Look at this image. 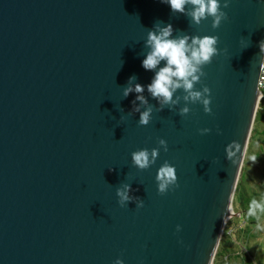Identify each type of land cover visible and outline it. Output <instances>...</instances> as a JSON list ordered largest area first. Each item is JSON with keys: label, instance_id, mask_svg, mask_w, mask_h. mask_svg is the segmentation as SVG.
<instances>
[{"label": "water", "instance_id": "95a60500", "mask_svg": "<svg viewBox=\"0 0 264 264\" xmlns=\"http://www.w3.org/2000/svg\"><path fill=\"white\" fill-rule=\"evenodd\" d=\"M222 10L213 29L160 0H0V264H212L256 117L264 41V5ZM158 22L219 38L195 85L209 87L210 113L188 103L180 116L183 89L163 110L147 92L154 72L141 61ZM132 76L145 86L141 111L152 108L147 126L137 94L123 95ZM161 138L168 151L133 166L131 153ZM165 161L179 187L161 195ZM124 184L142 208L119 205Z\"/></svg>", "mask_w": 264, "mask_h": 264}, {"label": "clouds", "instance_id": "9594fccd", "mask_svg": "<svg viewBox=\"0 0 264 264\" xmlns=\"http://www.w3.org/2000/svg\"><path fill=\"white\" fill-rule=\"evenodd\" d=\"M258 4L264 5V0H256ZM160 3L167 4L172 13H180L191 22L199 25L203 20L211 19L213 29L218 28L222 21L228 19L227 13L223 8L230 5V0H160ZM189 5L191 7H189ZM244 38H241L243 48L248 46ZM219 38L212 35H181L175 36L173 26L158 22L152 30L147 33L145 46L149 49L141 61V66L146 71L154 72L151 82L146 86L147 92L152 98L156 99L163 110L164 106H173L179 103V97L173 99L174 94L179 89H183L186 95L183 97L186 102L185 107L179 110L180 116H185L190 112L188 103H199L203 106L205 113H210L211 98L210 89L204 86L202 90L195 88V85L206 75L203 67L211 63L214 56L219 54L217 47ZM261 53H264V41L259 43ZM135 77H129V86L123 90L124 97L130 93H136L134 111L139 113L138 123L147 126L152 120V108L146 107L141 111L140 105H148V99L143 95L145 86L140 83H133ZM139 101V104H136ZM219 131V130H218ZM210 129H200V133L206 134ZM159 147L143 148L131 153L133 166L139 170H146L156 163L160 150L168 151L167 142L164 139L158 140ZM230 144L226 146V158L230 159L232 153L229 151ZM156 183L158 193L163 195L175 187L177 183L176 168L165 161L157 170ZM132 191L130 184H124L116 189V196L121 207L128 202L136 200L137 208L143 207V201L130 195ZM257 210L264 211V202L253 200L249 209L250 214H255ZM181 226L177 225V231ZM113 264H124V261L117 258Z\"/></svg>", "mask_w": 264, "mask_h": 264}, {"label": "rangeland", "instance_id": "374dc122", "mask_svg": "<svg viewBox=\"0 0 264 264\" xmlns=\"http://www.w3.org/2000/svg\"><path fill=\"white\" fill-rule=\"evenodd\" d=\"M259 110L261 111L257 121L254 120L238 176V183L241 181L243 185L239 191L242 198L239 196L241 199L238 200L235 191L231 204L232 213L223 225L212 264H264V211L257 210L249 217L251 202H264V158L261 156L264 153V138L257 133V130L264 131V99L257 104L256 114ZM254 127L256 143L250 144ZM223 241L228 248L224 250V256L217 260L216 255L221 250L219 247Z\"/></svg>", "mask_w": 264, "mask_h": 264}, {"label": "trees", "instance_id": "16d2710c", "mask_svg": "<svg viewBox=\"0 0 264 264\" xmlns=\"http://www.w3.org/2000/svg\"><path fill=\"white\" fill-rule=\"evenodd\" d=\"M260 111H261V110H259L258 113L256 114L255 122H256L257 119H258V115H259ZM255 132H256V129H255V127H254V129H253V133H252V136H251V140H250V144H251V143H256V142H255V138H256ZM257 133L260 134V135H262L263 138H264V131H259V130H257ZM260 150L263 152L262 148H260ZM261 156L264 158V153H263ZM242 187H243V185L241 184V181H240V182L238 183V187H237V190H236V195L238 196V200H240V199L242 198V193L240 192V194H239L240 188H242ZM237 193H238V194H237ZM243 193H244V191H243ZM239 196H241V198H240ZM240 202H241V201H240ZM244 211H245V209H244ZM249 217H252V215L249 214ZM254 223H256V222H253V224H254ZM219 248H220L221 250H219L218 253H217V255H216V256H217V260H218L220 257H223V256H224V250L228 248V247H226V243H225V241L221 242V246H220ZM215 264H216V263H215Z\"/></svg>", "mask_w": 264, "mask_h": 264}, {"label": "built area", "instance_id": "2783aa9c", "mask_svg": "<svg viewBox=\"0 0 264 264\" xmlns=\"http://www.w3.org/2000/svg\"><path fill=\"white\" fill-rule=\"evenodd\" d=\"M258 89L260 91V94L258 96V101H261L264 99V53L260 64V70L258 76Z\"/></svg>", "mask_w": 264, "mask_h": 264}, {"label": "bare ground", "instance_id": "6f19581e", "mask_svg": "<svg viewBox=\"0 0 264 264\" xmlns=\"http://www.w3.org/2000/svg\"><path fill=\"white\" fill-rule=\"evenodd\" d=\"M238 176H239V175H238ZM238 176H237V177H238ZM231 204H232V203H230V205H229V207H228V213H227L226 218L228 217L229 214L232 213V207H231ZM226 218H225V221H226ZM225 221H224V223H225Z\"/></svg>", "mask_w": 264, "mask_h": 264}]
</instances>
